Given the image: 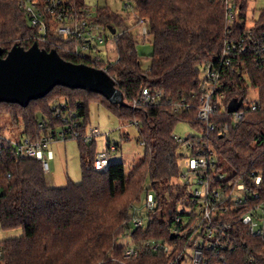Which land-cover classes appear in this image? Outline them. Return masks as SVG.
Listing matches in <instances>:
<instances>
[{"label": "trees", "instance_id": "trees-1", "mask_svg": "<svg viewBox=\"0 0 264 264\" xmlns=\"http://www.w3.org/2000/svg\"><path fill=\"white\" fill-rule=\"evenodd\" d=\"M75 1L88 6L92 19L105 30H110L109 25L118 30L128 18L106 6L93 10L85 0ZM132 1L136 17L148 23L152 36L154 49L148 68L142 65L138 36L129 29L114 34L115 60L104 59L99 49L95 51L98 59L91 54L80 57L72 51L75 43L71 41L54 39L52 45H40L56 49L66 60L106 69L123 91L128 106L113 104L94 91L63 85L27 106L0 102L14 109V120L23 125L24 137L31 140L56 134L57 128L65 129L56 110L60 103L77 111L76 134L65 139L79 140L83 176L78 183L70 180L66 186H51L40 159L17 156L11 140L2 139L0 224L3 230L23 228L24 234L0 240V264H182L185 252L198 238L195 228L203 215L195 210L203 205L204 197H194L196 183L177 180L183 174L179 165L182 143L174 136L180 121L202 133L199 146L215 151L218 166L209 169L211 184L222 188V205L227 208L218 209L214 215V238L200 233L205 240H221L218 246L205 248L201 264H264V233H253L243 220L245 215H258L264 206V66L257 64L253 52L242 54L224 72L219 95L224 96L227 110L219 109L211 116L209 122L215 129L197 117L205 67L222 58L229 37L238 38L249 31L264 39V9L249 26L248 0ZM19 2L0 0L4 56L16 43L29 48L38 42L39 30L28 22ZM229 5H235L232 23L227 14ZM145 87L156 100L136 104ZM252 89L259 93L258 108H245L244 117L235 123L229 105L234 99L246 100ZM97 96L140 130L145 156L130 173L124 162H110L106 170L95 167V139L86 140V136L89 104L98 100ZM111 145L108 142V147ZM254 172L262 175L259 185L252 178ZM222 173L224 177L218 178ZM240 181L251 191L237 203L234 194ZM143 191L155 195L158 207L147 215L132 214ZM182 209L185 211L181 213ZM178 215L182 221L177 223ZM137 216L153 220L146 227H134ZM124 235L131 236L137 256L125 258L126 245L119 242ZM156 243L169 250L154 249Z\"/></svg>", "mask_w": 264, "mask_h": 264}, {"label": "built area", "instance_id": "built-area-1", "mask_svg": "<svg viewBox=\"0 0 264 264\" xmlns=\"http://www.w3.org/2000/svg\"><path fill=\"white\" fill-rule=\"evenodd\" d=\"M19 6L24 11L28 22L32 26L38 28L39 34L37 38L39 45H52L54 44V39L71 41L75 43L72 51L76 55L88 58L91 54V56L98 59L95 51L98 49L100 50V45L106 41L105 26L92 19L93 11H91L88 6L80 5L76 3L75 0H20ZM234 9L235 5H229L227 8V14L231 23L234 21ZM141 22L145 23L143 21ZM142 34H148V28L145 25L142 27ZM247 52H253L257 64L259 66H264V39L257 38L252 32L248 31L238 38L229 37L225 41L222 58L219 61L209 63L203 71V82L201 84L197 117L201 121H206L208 128L211 130L215 129V125L209 122L211 116L219 109L223 112L227 110V106L224 103V96L219 95V88L222 83L224 72L238 60L237 58ZM155 100V95L148 87H145L136 104L139 102L151 103ZM241 105L242 108H240ZM245 108L257 109L258 99L254 101L251 99V96H249L246 100L241 101L240 106L232 112L234 114L235 123H238L244 117ZM56 110L57 115L62 116L66 124L65 129H60V135L64 139L68 136L75 135V127L78 124L77 120L75 121L78 117L77 111L70 109L64 102L60 103ZM226 128H228V125H226ZM174 136L182 145L189 143L191 149V156L188 162L190 168L189 173L192 172L197 177V182H193L196 183L193 195L195 198L204 197L203 205L197 206L195 210V213L200 212L203 215V219L197 223V227L195 228L198 238L195 242V246L185 252L182 264H201L204 261L205 248L218 246L221 240L220 237L213 241L205 240V237L200 233L205 232L209 239L214 238L216 236L215 229L212 226L214 215L218 209L221 211L227 210V208L222 205V188L213 187L211 184L209 169L215 170L218 166V162L216 160V153L212 147L198 145L202 137L199 136L189 140L188 138L183 139L175 133ZM58 137V133H50L49 135L42 136L38 140H31L28 137H24L22 140H11V142L15 147L17 156L40 159L46 171L50 166L48 161L44 159V150L53 139H58ZM91 139L92 135L86 136V140ZM111 149H116V146L112 144L106 151L98 152L95 160V167L97 170H106L108 168ZM49 156H53V153L50 152ZM182 175H184V178L187 177V174ZM252 176L255 184L259 185L262 183V175L254 172ZM223 177V173L218 175V178ZM183 183L190 184L189 181ZM236 191L234 200L237 203H242L245 193L251 190L243 181H240L236 185ZM255 196L257 197V194ZM157 207L158 200L153 193H149L144 204V209L146 211L144 215L150 212L152 213ZM189 210L190 209L187 211ZM184 211L185 209H182L181 213ZM259 211L260 213L258 215L243 216L244 222L250 224V230L258 235L264 233V206H262ZM152 220L153 218L147 217L143 219L137 216L134 219V227H146ZM181 221L182 216L178 215L176 222L178 223ZM153 247L154 249L164 247L166 250H169V247L164 246L162 243H156ZM137 255L138 248L136 245L133 242L128 243L124 254L125 258H133Z\"/></svg>", "mask_w": 264, "mask_h": 264}, {"label": "rangeland", "instance_id": "rangeland-1", "mask_svg": "<svg viewBox=\"0 0 264 264\" xmlns=\"http://www.w3.org/2000/svg\"><path fill=\"white\" fill-rule=\"evenodd\" d=\"M93 10L97 7L106 6L115 13L128 16L125 24L118 27V33L129 29L130 32L138 36L139 44L137 49L141 55L144 68H148L154 45L150 34L143 35V25L148 27V23H142L135 14L134 3L132 0H85ZM264 9V0H248V21L251 26L254 19H258L261 10ZM106 41L100 45V52L104 59L115 60L117 58L115 35L110 30H105ZM203 75V74H202ZM252 100L259 97L258 90L250 91ZM98 100H92L89 104V118L87 135H92L95 139L97 152H104L108 149V142L116 145V149L110 150V162H124L127 173L132 172L145 156V145L140 141V130L136 123L117 116L108 107L102 96H97ZM14 109L8 105L0 104V143L2 139L22 140L24 138V127L18 124L14 118ZM59 134L58 139H53L44 150V159L48 161L50 168L46 170L48 183L51 186H66L69 181H82L81 158L79 151V140L77 138L64 139L60 135V129H56ZM175 134L183 139L193 136H202V133L186 121H180L175 127ZM52 152L53 156H49ZM179 165L183 171L179 182H197V177L190 172L188 162L191 156L189 143H185L179 148ZM149 181L147 182V185ZM196 185V184H195ZM147 192L143 191L140 201L136 202L132 214L144 215L146 213L144 204L147 199ZM24 234L23 228L3 230L0 224V240L20 237ZM123 245L132 243L131 236L124 235L119 239Z\"/></svg>", "mask_w": 264, "mask_h": 264}, {"label": "water", "instance_id": "water-1", "mask_svg": "<svg viewBox=\"0 0 264 264\" xmlns=\"http://www.w3.org/2000/svg\"><path fill=\"white\" fill-rule=\"evenodd\" d=\"M108 28L117 33L116 27ZM4 54L5 49L0 47V102L27 106L31 100L45 97L55 86L63 85L100 93L113 104L129 105L106 69L66 60L56 49L47 50L38 42L29 48L16 43ZM241 101L232 100L229 110L235 111Z\"/></svg>", "mask_w": 264, "mask_h": 264}]
</instances>
